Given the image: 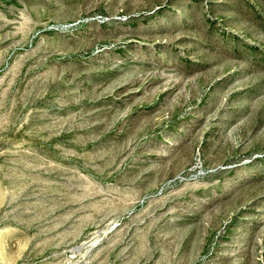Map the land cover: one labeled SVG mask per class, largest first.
<instances>
[{
    "label": "rangeland",
    "instance_id": "374dc122",
    "mask_svg": "<svg viewBox=\"0 0 264 264\" xmlns=\"http://www.w3.org/2000/svg\"><path fill=\"white\" fill-rule=\"evenodd\" d=\"M0 264H264V0H0Z\"/></svg>",
    "mask_w": 264,
    "mask_h": 264
}]
</instances>
